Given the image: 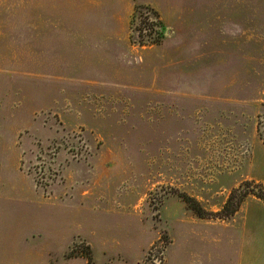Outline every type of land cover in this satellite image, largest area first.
Masks as SVG:
<instances>
[{
    "label": "rangeland",
    "instance_id": "374dc122",
    "mask_svg": "<svg viewBox=\"0 0 264 264\" xmlns=\"http://www.w3.org/2000/svg\"><path fill=\"white\" fill-rule=\"evenodd\" d=\"M247 181L264 0H0V264L232 259Z\"/></svg>",
    "mask_w": 264,
    "mask_h": 264
},
{
    "label": "crops",
    "instance_id": "0c3cea01",
    "mask_svg": "<svg viewBox=\"0 0 264 264\" xmlns=\"http://www.w3.org/2000/svg\"><path fill=\"white\" fill-rule=\"evenodd\" d=\"M261 213L246 221L234 257L222 260L220 256L215 264H264V211ZM246 214L249 217L248 211Z\"/></svg>",
    "mask_w": 264,
    "mask_h": 264
},
{
    "label": "trees",
    "instance_id": "16d2710c",
    "mask_svg": "<svg viewBox=\"0 0 264 264\" xmlns=\"http://www.w3.org/2000/svg\"><path fill=\"white\" fill-rule=\"evenodd\" d=\"M158 19V17H157ZM159 20V19H158ZM158 24L159 21H158ZM155 24L150 25V27L148 25V30H150L151 32H153V26ZM142 32V31H141ZM255 183H251V182H244L242 183L237 189H234L227 202L225 203L223 210H222V214H224L223 216L225 217H230L235 215L239 209L241 208L242 204L245 202V200L249 197L252 196L254 198H256L257 200L261 201L264 203V185L263 184H256L254 186ZM189 203V202H188ZM190 204V203H189ZM191 208L195 211V207H193V205H191Z\"/></svg>",
    "mask_w": 264,
    "mask_h": 264
},
{
    "label": "built area",
    "instance_id": "2783aa9c",
    "mask_svg": "<svg viewBox=\"0 0 264 264\" xmlns=\"http://www.w3.org/2000/svg\"><path fill=\"white\" fill-rule=\"evenodd\" d=\"M152 24H154V23H152Z\"/></svg>",
    "mask_w": 264,
    "mask_h": 264
}]
</instances>
